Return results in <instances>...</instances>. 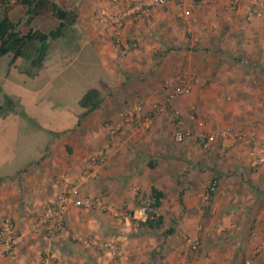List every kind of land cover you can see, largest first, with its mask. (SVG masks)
I'll list each match as a JSON object with an SVG mask.
<instances>
[{
    "label": "crops",
    "instance_id": "obj_1",
    "mask_svg": "<svg viewBox=\"0 0 264 264\" xmlns=\"http://www.w3.org/2000/svg\"><path fill=\"white\" fill-rule=\"evenodd\" d=\"M53 1L74 13L65 33L70 43L52 49L62 36L51 41L32 80L63 79V69L81 57L74 75L89 73L93 83L68 98V80L56 82L44 109L34 100L35 110L50 111V122L16 118L17 106L0 115V222L10 216L21 235L0 264H180L185 258L189 264H264V164L253 165L264 155V16L246 20L257 0H243L237 9L226 0H186L189 17L176 2L155 7L124 27L123 41H137L132 49L115 43L94 11L117 12L133 0ZM13 14L9 19L17 21ZM181 73L194 77L192 91L174 97L148 130L121 132L106 164L90 170L88 158L106 139L105 124L140 98L149 109L160 100L161 84ZM92 87L102 102L81 118L78 101ZM177 129L189 134L183 142L174 138ZM226 130L242 135H218ZM203 132L217 134L207 150L197 141ZM78 179L79 197L102 195L110 210L72 205L64 228L48 238L39 218ZM213 179L218 186L207 200ZM155 192L162 194L153 206L161 223L152 228L129 213ZM184 235L199 240L196 253L185 250ZM86 237L95 243H84Z\"/></svg>",
    "mask_w": 264,
    "mask_h": 264
},
{
    "label": "built area",
    "instance_id": "obj_2",
    "mask_svg": "<svg viewBox=\"0 0 264 264\" xmlns=\"http://www.w3.org/2000/svg\"><path fill=\"white\" fill-rule=\"evenodd\" d=\"M243 0H226V7L229 9H237ZM171 2H176L181 7L182 17H189L190 10L184 7L186 0H133L123 10L111 12L106 8H98L94 11V16L101 22H106L112 30L113 40L117 44L123 45L126 49L137 47V41H123V29L131 22L147 18L151 10L155 7H167ZM264 16V0L252 1L251 6L246 14V20L250 21L253 18ZM194 85V77L192 75L181 73L166 79L158 88L160 100L154 102L149 109L145 108V101L138 99L132 106L122 110L118 114V118L114 122H107L106 139L103 144L88 158L90 170H94L97 166L106 164L109 156V151L113 146L115 138L124 130L130 129L135 132L148 130L152 120L162 111L169 109L174 97L189 94ZM177 113L174 111L173 116L179 123ZM189 134L177 129L174 133V138L177 142H183ZM218 135L225 138L228 136H241L242 132H232L230 130L222 131ZM217 134L200 133L197 135V141L203 150H207L216 139ZM264 164V155H258L253 165L258 166ZM79 179L66 184V186L56 194L52 202L45 208L44 213L37 222L38 227H42L45 236L53 238L57 236L65 226L66 213L72 205L87 209H96L100 211L110 210L104 196L102 195H86L79 197L78 192ZM218 186V180L213 179L207 186L204 198L210 199L215 193ZM155 197L152 194L143 196L139 199L138 205L131 210L129 215L136 221L144 223L147 220H156L157 212L153 206ZM119 214L118 210L113 211ZM21 240V235L12 220L8 215H5L0 222V255L12 256L15 248ZM183 247L189 253L194 254L198 251L200 242L197 238L189 235L182 237ZM84 243L93 244L95 241L86 237ZM112 251L116 247L112 243L106 244ZM190 260L185 258L180 264H189Z\"/></svg>",
    "mask_w": 264,
    "mask_h": 264
},
{
    "label": "rangeland",
    "instance_id": "obj_3",
    "mask_svg": "<svg viewBox=\"0 0 264 264\" xmlns=\"http://www.w3.org/2000/svg\"><path fill=\"white\" fill-rule=\"evenodd\" d=\"M19 4H21L19 0H9L7 3H0V19L4 15H7L10 19H14L13 13H15L17 16L19 15V18H24L25 11L23 12V8L25 5L20 7ZM13 7H16V9L13 13H11L10 9ZM16 15L15 17H17ZM52 16L53 15H51L50 12L41 10L31 23L28 24L24 21L21 22L18 26V30L20 33H25L29 27H32L35 29L41 28L42 31H48L57 24L55 23ZM68 43H70V37L69 35H64L53 43L52 49L55 47L58 48L60 46H65L66 44L68 45ZM63 48H66V46ZM70 50L73 51L75 49L70 47ZM72 51L70 52V57L75 56ZM12 55V52L0 55V104L3 102V95L8 94L12 96V98L18 100L16 112L18 113V111L23 110L29 116V118L37 116L43 121L50 120V111L43 109L47 107L46 99H51V96L54 95H51V92H54L56 88V82L62 83L68 80L69 86L64 90L68 98L79 93L82 89H84V87H86V85L93 83L92 80H90L92 77L89 73L82 79L76 78L74 75V67H77L80 61L82 62L81 57L79 61L76 60V63L72 62L68 65V67L66 66L65 69H63L65 72V79L59 78L58 80L45 83L46 80L40 77H37L36 79L34 78V80H32V76H34L32 74L37 70L36 67L30 65V59L34 56L33 50L26 49L25 53L22 56H19L14 64H10ZM87 63L88 60H84L82 66L85 64L88 66ZM32 88H39L40 91L35 92L32 90ZM36 99H39L40 103L38 104L41 105L40 107L43 109H34V100ZM23 105H25L26 110L22 107ZM16 118L25 117L19 114ZM1 134L2 129L0 127V135Z\"/></svg>",
    "mask_w": 264,
    "mask_h": 264
},
{
    "label": "trees",
    "instance_id": "obj_4",
    "mask_svg": "<svg viewBox=\"0 0 264 264\" xmlns=\"http://www.w3.org/2000/svg\"><path fill=\"white\" fill-rule=\"evenodd\" d=\"M9 0H0V3H7ZM21 4L25 5L24 18H19L17 21H12L7 15L0 19V55L12 52L10 64H13L19 56H22L26 49L33 50L34 56L30 59V65L38 67L44 61L51 41L64 36L67 27L74 21V13L59 6L53 0H19ZM44 10L51 12L59 23L48 31H42L29 27L25 33H20L18 26L21 22L31 23L39 11ZM102 102L100 90L96 87L89 88L79 99L78 103L84 108L81 118L91 111L97 109ZM17 102L8 95H3V102L0 104V115L13 112ZM19 114L26 119H31L23 111ZM0 177V181H1ZM154 205L159 204L160 192H155ZM160 218L156 220H147L144 225L149 227H159ZM171 231V229L167 230Z\"/></svg>",
    "mask_w": 264,
    "mask_h": 264
}]
</instances>
